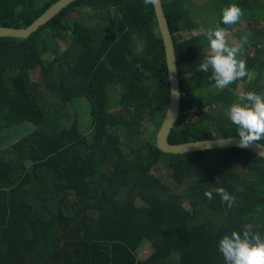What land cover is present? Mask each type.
Masks as SVG:
<instances>
[{"label":"trees","instance_id":"16d2710c","mask_svg":"<svg viewBox=\"0 0 264 264\" xmlns=\"http://www.w3.org/2000/svg\"><path fill=\"white\" fill-rule=\"evenodd\" d=\"M59 2L0 0V28H29ZM162 2L183 96L170 143L238 137L226 113L240 84L264 95V0ZM232 4L244 15L224 25ZM241 23L237 36L255 47L249 76L218 91L211 72L198 71L205 33ZM199 28L206 32L186 36ZM171 95L155 5L144 0H77L31 38L0 39V264H225V235L264 237V158L242 148L161 150ZM220 187L235 197L232 208ZM146 242L151 253L140 259Z\"/></svg>","mask_w":264,"mask_h":264},{"label":"clouds","instance_id":"9594fccd","mask_svg":"<svg viewBox=\"0 0 264 264\" xmlns=\"http://www.w3.org/2000/svg\"><path fill=\"white\" fill-rule=\"evenodd\" d=\"M157 0H144L145 6L154 5ZM244 15L242 9L232 4L222 10L221 23L235 25ZM209 52L204 62L198 66V71L211 72L209 77L214 81V87L223 91L231 84L249 76L246 62L238 59L242 54V43L230 45L226 29L217 26L206 33ZM238 101L227 110L228 119L237 127L238 146L242 149L250 147L264 139V95L255 92L241 91ZM221 197V202L232 208L235 197L223 187L215 189ZM209 200L211 191L204 193ZM219 252L223 255L225 264H264V237L245 229L243 233L233 231L219 241Z\"/></svg>","mask_w":264,"mask_h":264},{"label":"water","instance_id":"95a60500","mask_svg":"<svg viewBox=\"0 0 264 264\" xmlns=\"http://www.w3.org/2000/svg\"><path fill=\"white\" fill-rule=\"evenodd\" d=\"M77 0H60L55 6L46 12L39 20H37L31 27L25 29L17 28H0V39L13 38V39H29L39 30L48 25L54 18L62 13V11ZM155 10L159 22V27L164 39L166 48L167 61L171 82V102L168 110L166 120L158 134V146L166 153L184 154L197 151L215 150V149H229L240 148L238 146L239 137L217 138L193 141L185 144L175 145L169 141L170 135L176 127L182 113V87L181 78L178 66V56L176 44L171 31L168 16L162 0H157ZM251 150L257 155L264 158V145L261 142L254 143L250 147L245 148Z\"/></svg>","mask_w":264,"mask_h":264},{"label":"rangeland","instance_id":"374dc122","mask_svg":"<svg viewBox=\"0 0 264 264\" xmlns=\"http://www.w3.org/2000/svg\"><path fill=\"white\" fill-rule=\"evenodd\" d=\"M209 0H196V2H198V5H204L205 3H207ZM74 18H77L76 16L72 17V21H75ZM246 24L245 23H241L239 25H237V27H234V29L232 31L226 30L228 32V42L230 45H234L236 43H242L243 47H242V54L238 55V59H242V60H246L248 55H253L255 53V47L252 46L251 44H246V34H242L241 36H237L240 33H243L244 29H245ZM206 32L205 28H199L196 31L193 32H187L186 36L190 37V36H200L202 34H204ZM62 45V48H64V44L60 43ZM209 48V47H208ZM244 83H241L238 91L239 93L241 91H244ZM113 91V89H111ZM211 89H204V93H207L208 91H210ZM111 91V92H112ZM113 93V92H112ZM239 102V101H238ZM77 107L75 110H78V115L81 114V112L83 113L84 108L82 107ZM72 109V108H71ZM84 116H80V120H82V124L84 126H89L91 123V117H89L87 111L84 110L83 113ZM27 132V130H24L23 127L14 130V134H17L15 136H12L11 138H9L8 142H7V146H10L12 144H14V142H16L19 138H22L24 136V134ZM6 133V132H5ZM167 168L166 166L164 167V173L161 175L164 179V181L168 184L173 183V181L170 178V173L168 171H166ZM137 205H143V203L138 200L137 201ZM185 205H187V202H185ZM151 253V247L150 245L146 242L142 249H140V251L138 252V256L140 259H144L146 257L149 256V254Z\"/></svg>","mask_w":264,"mask_h":264}]
</instances>
